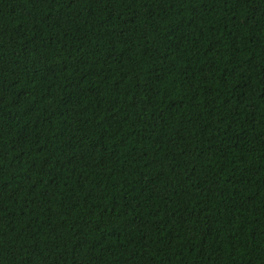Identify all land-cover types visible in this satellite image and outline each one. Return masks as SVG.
I'll return each mask as SVG.
<instances>
[{"label": "trees", "instance_id": "1", "mask_svg": "<svg viewBox=\"0 0 264 264\" xmlns=\"http://www.w3.org/2000/svg\"><path fill=\"white\" fill-rule=\"evenodd\" d=\"M0 264H264V0H0Z\"/></svg>", "mask_w": 264, "mask_h": 264}]
</instances>
